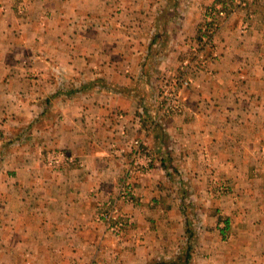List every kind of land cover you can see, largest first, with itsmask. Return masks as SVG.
Instances as JSON below:
<instances>
[{"label": "crops", "instance_id": "0c3cea01", "mask_svg": "<svg viewBox=\"0 0 264 264\" xmlns=\"http://www.w3.org/2000/svg\"><path fill=\"white\" fill-rule=\"evenodd\" d=\"M210 2L0 0V135L33 134L46 155L72 157L55 169L37 164L35 144L33 159L25 152L3 162L0 264H145L171 213L159 205V161L137 178L138 203L122 205L132 223L120 238L103 236L94 221L116 193L134 138L158 157L168 142L189 143L212 151L225 171L239 163L229 146L245 124L252 134L264 125V0L221 28L184 92L186 112L149 124L159 77L188 56Z\"/></svg>", "mask_w": 264, "mask_h": 264}, {"label": "rangeland", "instance_id": "374dc122", "mask_svg": "<svg viewBox=\"0 0 264 264\" xmlns=\"http://www.w3.org/2000/svg\"><path fill=\"white\" fill-rule=\"evenodd\" d=\"M249 1L245 6H236V12L229 13L227 20L239 9H246ZM217 2L211 0L204 7L197 35L193 40L198 36L207 8L216 6ZM24 7L25 4L21 1L17 7L18 12H23ZM247 27L248 19L245 18L241 21L240 28L245 30ZM216 36L211 48L206 52L207 63L209 53L215 46ZM193 40L189 43V50ZM183 59L180 60L176 70ZM203 70L205 68L199 72ZM168 74L169 71L162 74L157 83L156 111L153 120L149 122L151 126L163 117L182 115L186 112L184 92L194 83L196 74L191 84L182 91V110L170 115H160L158 95ZM262 116L264 114H261ZM246 127L247 124H245V134H241L237 146L234 147L232 144L228 148L231 159L239 162L237 165L233 163L229 171L221 169L217 156L204 146L192 147L189 143H185L181 147H176L173 146L174 142L172 144L168 142L163 148L161 154L167 161V170L164 171L165 169L162 168L160 169L162 171H159L161 175L160 196L163 198L159 205L161 209L167 208V211L171 213L164 218L163 227L165 229L161 243L149 254L145 264H181L173 256L183 248L184 216L179 210L183 200L186 216L190 226L196 232L197 240L195 249L192 245L188 264H264V130L261 129L264 125H261L260 134H252L246 130ZM36 142L38 141H34L33 134H1L0 175L3 173L1 172L3 162L11 159L13 155L29 152L33 159L32 147L35 144L33 148L38 149L36 163H44L53 169L59 168L60 165H48L47 155L50 152L46 155L42 143ZM145 148L147 149L146 146ZM149 153L152 155L154 165H157L155 154L152 151ZM196 212L199 213V217H196L197 222L193 221ZM225 218L228 220L229 228L227 226L221 233Z\"/></svg>", "mask_w": 264, "mask_h": 264}, {"label": "built area", "instance_id": "2783aa9c", "mask_svg": "<svg viewBox=\"0 0 264 264\" xmlns=\"http://www.w3.org/2000/svg\"><path fill=\"white\" fill-rule=\"evenodd\" d=\"M216 6L207 8L204 20L199 27L196 39L191 43L188 56L180 63L177 70L169 72L164 79L158 95L160 115H170L180 112L183 108L182 91L191 84L193 76L206 68V52L211 48L214 38L228 18V14L236 12V6H245L249 0H216ZM72 161L66 151H53L47 155L50 166L61 165ZM151 153L145 148L141 138L130 142V160L123 178L119 181L116 193L98 204L94 221L103 229V236L120 238L132 223L131 217L124 212L121 204H136L139 200L136 182L154 168ZM91 264V263H88Z\"/></svg>", "mask_w": 264, "mask_h": 264}, {"label": "trees", "instance_id": "16d2710c", "mask_svg": "<svg viewBox=\"0 0 264 264\" xmlns=\"http://www.w3.org/2000/svg\"><path fill=\"white\" fill-rule=\"evenodd\" d=\"M20 136V135H19ZM21 137V136H20ZM155 159L159 161V164L161 165V169L164 168L166 171V166H167V161L164 159V157H158L155 155ZM162 171V170H161ZM179 210L182 213V216H184V241H183V248L176 252L175 256L173 258L177 259V261L181 262V264H188L190 258H191V253H192V245L194 246L195 249V244L197 242L196 240V232L195 230L190 226L188 217L186 216L187 213L184 210V200L181 202V205L179 206ZM196 217H199V213L196 212L195 216L193 218V221L197 219ZM224 227L220 230L221 233H223V230L226 229L228 226V220L225 218L224 220ZM194 251V250H193ZM157 264V263H155Z\"/></svg>", "mask_w": 264, "mask_h": 264}]
</instances>
